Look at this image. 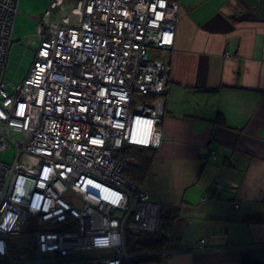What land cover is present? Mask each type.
Returning <instances> with one entry per match:
<instances>
[{"label":"built area","instance_id":"1","mask_svg":"<svg viewBox=\"0 0 264 264\" xmlns=\"http://www.w3.org/2000/svg\"><path fill=\"white\" fill-rule=\"evenodd\" d=\"M55 1L27 41L38 40L28 74L7 84L20 0H0V151L15 153L0 162V264H142L129 237L156 232L161 205L124 176L115 154L160 148L170 64L150 51L173 46L180 4L74 0L66 10ZM28 219L40 226L35 257L22 261L11 238Z\"/></svg>","mask_w":264,"mask_h":264},{"label":"crops","instance_id":"2","mask_svg":"<svg viewBox=\"0 0 264 264\" xmlns=\"http://www.w3.org/2000/svg\"><path fill=\"white\" fill-rule=\"evenodd\" d=\"M256 1L178 0L173 46L150 51L170 73L162 143L142 184L172 223V254L146 264H264V0ZM63 2L67 10L74 0Z\"/></svg>","mask_w":264,"mask_h":264},{"label":"rangeland","instance_id":"3","mask_svg":"<svg viewBox=\"0 0 264 264\" xmlns=\"http://www.w3.org/2000/svg\"><path fill=\"white\" fill-rule=\"evenodd\" d=\"M48 0H20L19 12L16 17L14 31H13V43L11 44L8 60L4 73V80L8 84H18L23 81L29 72L32 60L34 58L38 40L35 43L28 45L27 41L37 34V26H43V15H44V5ZM262 0L256 1V3H261ZM15 158L14 150L0 151V162L5 164H11ZM235 203H233V206ZM165 220L161 215V222L158 230L155 233L146 232V236L162 239L165 243L168 240L161 236V232L167 227ZM171 223V222H169ZM40 226L39 222L30 224V219H28L23 225L22 233L15 235L11 238L13 247L17 246L21 248L18 252L14 249L11 250L12 255L17 259L22 261L31 260L35 257L34 239L33 234L38 230ZM172 238L171 237L169 239ZM167 241V242H166ZM201 246L204 244V240ZM200 243V242H199ZM164 249V248H163ZM161 250L146 251V255L142 256L141 259L145 258H155L157 254H151L148 257V253L162 252ZM167 259V258H165ZM164 259V260H165Z\"/></svg>","mask_w":264,"mask_h":264},{"label":"trees","instance_id":"4","mask_svg":"<svg viewBox=\"0 0 264 264\" xmlns=\"http://www.w3.org/2000/svg\"><path fill=\"white\" fill-rule=\"evenodd\" d=\"M157 149L147 148V147H138L132 145H123L122 149L115 154L116 158L120 159L124 165V176L129 180L136 183H143L144 178L149 170L151 162L155 156ZM165 220V219H164ZM165 224L170 221L165 220ZM137 239L134 241V237H129V247L131 250L140 249V250H161L168 247V243H165L162 239L153 238L144 236H137ZM167 242V241H166ZM136 248H134L135 246ZM155 260V258H154ZM241 264H256L253 261L245 259Z\"/></svg>","mask_w":264,"mask_h":264},{"label":"bare ground","instance_id":"5","mask_svg":"<svg viewBox=\"0 0 264 264\" xmlns=\"http://www.w3.org/2000/svg\"><path fill=\"white\" fill-rule=\"evenodd\" d=\"M56 3H57V0L55 1ZM160 216H161V212H160ZM146 232H138V233H134L132 236L134 237V241H135V239H137L136 237L139 235V236H142V238H144V236L145 235H147V234H145ZM155 233V232H154ZM172 234V233H171ZM135 246V245H134ZM137 246H135L134 248H136ZM133 250H135V251H143V250H140V249H133ZM145 251H147V250H145ZM172 254V252H170L169 253V256ZM168 256V257H169ZM167 257V258H168ZM149 261H153V258H146V259H141V260H139L138 262H140V263H142V264H146L147 262H149Z\"/></svg>","mask_w":264,"mask_h":264},{"label":"clouds","instance_id":"6","mask_svg":"<svg viewBox=\"0 0 264 264\" xmlns=\"http://www.w3.org/2000/svg\"><path fill=\"white\" fill-rule=\"evenodd\" d=\"M117 242H118V238H117ZM107 245V242H105V246Z\"/></svg>","mask_w":264,"mask_h":264}]
</instances>
